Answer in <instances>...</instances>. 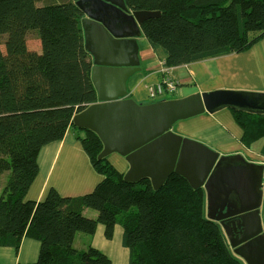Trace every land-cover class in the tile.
Segmentation results:
<instances>
[{"label":"trees","instance_id":"trees-1","mask_svg":"<svg viewBox=\"0 0 264 264\" xmlns=\"http://www.w3.org/2000/svg\"><path fill=\"white\" fill-rule=\"evenodd\" d=\"M131 11L159 12L142 33L169 67L240 54L264 37V0H124ZM81 13L71 0H0V249L17 252L23 237L39 243L29 264H110L88 244L97 224L104 237L122 229L128 264H242L217 223L204 215V191L170 175L155 191L148 179L124 181L92 133L77 137L96 173L94 189L64 197L50 189L41 202L25 196L38 174L39 143L53 133L61 140L72 118L96 102L92 64L83 48ZM36 33L39 48L27 37ZM247 146L264 137V116L231 111ZM107 211L112 219L88 218L83 210ZM84 238L82 248L74 238ZM86 245V246H85Z\"/></svg>","mask_w":264,"mask_h":264},{"label":"water","instance_id":"water-1","mask_svg":"<svg viewBox=\"0 0 264 264\" xmlns=\"http://www.w3.org/2000/svg\"><path fill=\"white\" fill-rule=\"evenodd\" d=\"M72 1L85 15L80 29L96 92V102L74 115L72 125L99 138L97 160L118 155L128 165L124 181L148 179L155 191L172 174L192 189H202L207 219L221 227L235 256L246 264H264L258 220L262 167L240 155H219L172 130L178 121L225 109L264 116V92L221 88L179 99L138 101L127 87L141 70L137 39L143 36L141 25L160 13L131 11L124 0Z\"/></svg>","mask_w":264,"mask_h":264},{"label":"crops","instance_id":"crops-1","mask_svg":"<svg viewBox=\"0 0 264 264\" xmlns=\"http://www.w3.org/2000/svg\"><path fill=\"white\" fill-rule=\"evenodd\" d=\"M84 17L85 15H82L81 19ZM143 39L146 38L142 36L137 39L141 70L130 77L127 82L128 93L138 101L152 99L153 89L151 88L157 84L159 86V81L162 79L159 60L163 59L157 57L149 44L148 48L141 52L140 41ZM88 57L91 62L90 56ZM171 72L177 75L181 88L186 86L183 91L187 90L186 94L188 95L194 92H209L221 88L264 92V37L246 52L174 67ZM179 96L174 97H185ZM79 132L82 131H74L70 128L61 140L56 139L53 133L32 138V142L39 143L41 149L37 157L38 174L25 196L26 201L41 202L50 189H54L64 197H79L90 193L101 180L102 176L96 173L90 159L77 140V137H87L88 132H82L83 135ZM175 132L205 144L218 152L219 155H240L247 162L262 167V199L258 209V220L264 234V137L245 146L241 141L243 131L235 122L232 112L227 109L214 115L205 113L187 119ZM119 159H121L122 166L120 172L125 174L128 165L123 158L119 157ZM107 160L111 162L109 156ZM3 187L4 184L1 186L0 192ZM206 213L207 201L204 193L205 216ZM89 216L95 219L98 217L106 220L112 219L111 214L107 211L90 212ZM219 228L226 245L235 256L224 232L220 226ZM83 241L84 238L76 236L74 238L75 247L82 248ZM121 243L122 229L118 225L114 226L110 240L104 237L102 224L96 225L93 235L88 239V244L104 254L110 260V264H128L129 253L127 249L122 247ZM38 253L39 243L28 237H23L17 252L10 248L0 249V264L33 263L37 260ZM235 257L242 264H246L239 257Z\"/></svg>","mask_w":264,"mask_h":264},{"label":"rangeland","instance_id":"rangeland-1","mask_svg":"<svg viewBox=\"0 0 264 264\" xmlns=\"http://www.w3.org/2000/svg\"><path fill=\"white\" fill-rule=\"evenodd\" d=\"M26 42H27L28 48L37 49L38 50L40 44H39V41L37 39L36 33L29 34L28 37H27ZM140 45H141V47H140L141 52L142 51H145L148 48L147 47L148 46L147 39H143V41H140ZM144 55H145V52H144ZM159 64H160V72L162 74V76H161L162 79L159 81V84H160L159 85V88L162 89V96L163 97H161V96L158 97V91H157L158 90V84H157V85H155L154 87L151 88V89H153V91H152V97H151L152 99L147 100V101H154V100H157V98H159V99H161V98L179 99V98H175L174 96H179L180 95L179 97H181V96L188 95V94H186L187 90L186 91H183V90H185V87L186 86H182V88H181V86H179V83H178L179 82V79H178V77H177V75L175 73L173 74V77L175 78V81H176V90L170 91L167 87H165L164 80L167 79V78H170L172 76V72L171 71H172V69L174 67L167 66L166 63L163 62V60H159ZM185 122H186V120L178 121L177 123H175L173 125L172 130L173 131H178L179 127L182 126ZM81 131L84 132L83 130H81ZM82 132H79V134L83 135L84 133H82ZM89 135L90 134L88 133V135H86V136H89ZM182 137L184 138V136H182ZM188 139H190V138H188ZM109 157H110V160H111V162L108 160L109 163L112 164L113 168L117 172L121 173L120 172L122 170V168H121L122 166H121V162H120L121 159H119L118 155H116V154H111V155H109ZM7 177H8V172H5L0 177V189H1V186L3 184L4 185L6 184ZM90 212H95V211H92L91 209H85V210H83V215L85 217L91 218V216H89L90 215ZM205 217L207 218V215ZM82 247H84V245Z\"/></svg>","mask_w":264,"mask_h":264},{"label":"built area","instance_id":"built-area-1","mask_svg":"<svg viewBox=\"0 0 264 264\" xmlns=\"http://www.w3.org/2000/svg\"><path fill=\"white\" fill-rule=\"evenodd\" d=\"M163 62H165L164 59H163ZM164 84H165V87H167L170 91L176 90V81H175V78L173 77V73L170 78H167L164 80ZM157 91H158V97L162 96V89L159 88V86H158Z\"/></svg>","mask_w":264,"mask_h":264},{"label":"clouds","instance_id":"clouds-1","mask_svg":"<svg viewBox=\"0 0 264 264\" xmlns=\"http://www.w3.org/2000/svg\"><path fill=\"white\" fill-rule=\"evenodd\" d=\"M161 97H163V96H161Z\"/></svg>","mask_w":264,"mask_h":264}]
</instances>
